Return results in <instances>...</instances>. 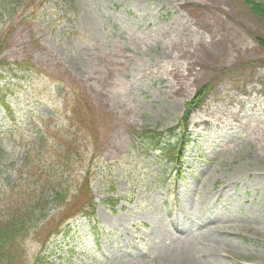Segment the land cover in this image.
<instances>
[{
    "label": "rangeland",
    "instance_id": "1",
    "mask_svg": "<svg viewBox=\"0 0 264 264\" xmlns=\"http://www.w3.org/2000/svg\"><path fill=\"white\" fill-rule=\"evenodd\" d=\"M21 2L0 0V29L12 26L0 57V98L10 110L0 106V217L8 194L16 191L9 204L18 194L14 170L31 124L53 113L61 126L71 84L85 89L101 125L64 175L73 188L89 166L95 220L64 224L43 264H264V136L255 126L264 120V95L255 92L264 93L256 41L264 21L241 0ZM205 84L211 90L190 113L174 170L131 132L176 126ZM206 116L209 128L198 124ZM170 141L166 133L163 144ZM48 216L22 241L27 264L60 213Z\"/></svg>",
    "mask_w": 264,
    "mask_h": 264
},
{
    "label": "trees",
    "instance_id": "2",
    "mask_svg": "<svg viewBox=\"0 0 264 264\" xmlns=\"http://www.w3.org/2000/svg\"><path fill=\"white\" fill-rule=\"evenodd\" d=\"M6 1V0H5ZM247 5L250 11L264 21V0H241ZM19 3V2H18ZM23 8L27 7V3L22 1L20 4ZM12 26L9 25L4 29H0V54L4 49L6 39ZM256 41L260 47L264 48V36H257ZM6 62L0 59V66ZM209 91V86L205 85L199 89L194 97L185 104V113L181 117L180 124L185 128L186 117L189 110L200 103L201 98ZM70 116H68L72 132L65 130L60 133L55 132L54 145L50 148L52 152L49 154L47 137L37 136L34 146L26 151L24 164L20 168L18 174V183L15 188L18 189L16 198L13 202L7 203L5 213L0 217V264H22L21 252L23 250L22 241L27 237L30 229H36L37 222L48 216L50 208H55L60 213L61 221L76 213L83 212L88 216L94 215V198L90 194V171L87 169L77 183V188L72 196H69L67 179L64 175H71V166L73 162L81 158L83 150L88 149V144L93 142L99 130L100 122L97 114L92 106L90 99L82 92L81 89L72 88ZM78 134L85 139H80L78 144ZM153 141H158L159 133L147 131L143 136H149ZM80 137V138H81ZM150 139V140H151ZM151 140V141H152ZM152 141V142H153ZM171 147L168 154L174 160H181V149ZM36 148L35 156H31V152ZM179 148V149H178ZM49 158H53V162L48 164ZM26 175L22 177L23 172ZM29 175L35 178L27 179ZM11 192L8 197L15 194ZM7 197V199H8ZM6 199V201H7ZM35 219V221H34ZM33 222V223H32ZM33 226V227H32ZM32 227V228H31ZM50 228L49 232L51 231Z\"/></svg>",
    "mask_w": 264,
    "mask_h": 264
},
{
    "label": "bare ground",
    "instance_id": "3",
    "mask_svg": "<svg viewBox=\"0 0 264 264\" xmlns=\"http://www.w3.org/2000/svg\"><path fill=\"white\" fill-rule=\"evenodd\" d=\"M201 45H202V48H205L206 45H207V43L202 41ZM189 64H190V63L187 61V66H188ZM255 92L264 95V93H262L261 90H260V91H256V90H255ZM232 97H233L234 101H235L237 104L240 102V98H239V96H237V95H233ZM253 106H254V107H258L256 104H253ZM210 112H211V114L216 113V111H215L214 109H211ZM231 114H233V112H231ZM208 117H210V116H206V117L203 118L198 124L201 125V126H203L204 128H209L210 125H211V120H209ZM211 118H216V116H212ZM255 126H256L258 129H260V137L263 138V136H264V120L258 121V122L255 124ZM259 146H260V144H259Z\"/></svg>",
    "mask_w": 264,
    "mask_h": 264
}]
</instances>
